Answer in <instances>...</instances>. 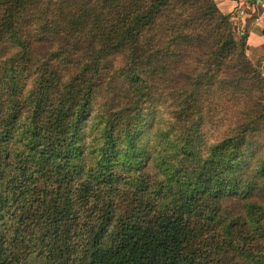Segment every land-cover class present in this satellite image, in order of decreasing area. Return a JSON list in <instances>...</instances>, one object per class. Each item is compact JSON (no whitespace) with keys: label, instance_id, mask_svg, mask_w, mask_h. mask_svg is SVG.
<instances>
[{"label":"trees","instance_id":"1","mask_svg":"<svg viewBox=\"0 0 264 264\" xmlns=\"http://www.w3.org/2000/svg\"><path fill=\"white\" fill-rule=\"evenodd\" d=\"M246 42L215 0H0V264H264Z\"/></svg>","mask_w":264,"mask_h":264},{"label":"crops","instance_id":"2","mask_svg":"<svg viewBox=\"0 0 264 264\" xmlns=\"http://www.w3.org/2000/svg\"><path fill=\"white\" fill-rule=\"evenodd\" d=\"M224 15H231L237 34L247 36V56L264 76V0H215Z\"/></svg>","mask_w":264,"mask_h":264},{"label":"water","instance_id":"3","mask_svg":"<svg viewBox=\"0 0 264 264\" xmlns=\"http://www.w3.org/2000/svg\"><path fill=\"white\" fill-rule=\"evenodd\" d=\"M242 49L245 50V44L244 43L242 44Z\"/></svg>","mask_w":264,"mask_h":264},{"label":"rangeland","instance_id":"4","mask_svg":"<svg viewBox=\"0 0 264 264\" xmlns=\"http://www.w3.org/2000/svg\"><path fill=\"white\" fill-rule=\"evenodd\" d=\"M257 66V65H256ZM259 69V68H258ZM259 71H260V69H259ZM261 72V71H260Z\"/></svg>","mask_w":264,"mask_h":264}]
</instances>
